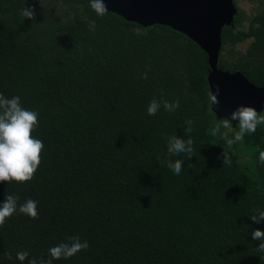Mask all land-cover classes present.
<instances>
[{"label":"trees","instance_id":"trees-1","mask_svg":"<svg viewBox=\"0 0 264 264\" xmlns=\"http://www.w3.org/2000/svg\"><path fill=\"white\" fill-rule=\"evenodd\" d=\"M259 2L261 10L244 17L236 9L232 24L221 27L217 59L258 86ZM41 3L0 0V93L38 113L32 136L44 145L30 181L0 182V204L15 195L18 205L37 201L38 212L33 219L17 208L0 226V264L47 260L50 247L72 236L88 249L52 264H264L261 241L251 235L264 231V221L250 218L264 211L256 151L264 150V125L228 149L232 163L223 165L226 130L215 132L222 118L208 104L204 52L168 26L142 27L109 11L97 16L90 0ZM24 6L34 20L20 14ZM53 8L60 15L50 19ZM246 39L242 52L221 53ZM153 98L180 106L149 116ZM186 120L194 121V156L171 157L184 161L176 175L167 167V137L187 139ZM18 251L29 257L19 261Z\"/></svg>","mask_w":264,"mask_h":264},{"label":"clouds","instance_id":"clouds-1","mask_svg":"<svg viewBox=\"0 0 264 264\" xmlns=\"http://www.w3.org/2000/svg\"><path fill=\"white\" fill-rule=\"evenodd\" d=\"M43 7L41 0H39ZM91 9L97 16L103 17L107 12V5L104 0H90ZM20 14L25 18L34 20L36 13L30 7H23ZM89 30L95 32V25L89 24ZM141 78L147 79V72L141 74ZM219 87L216 88V94L212 91L207 93L208 104L213 108V105H218L217 94ZM163 106L165 111L173 112L180 106V101L169 102L167 100H157L153 98L148 107L147 113L149 116H154ZM233 121H238L236 126L238 131L235 132L233 138H229L228 131L232 130ZM38 124V113L36 111L25 109L21 106L19 96L12 98L5 97L0 93V182H27L30 181L41 162V152L43 150V142L40 139L34 138L32 132ZM193 120H186L185 135L187 139H181L176 134L167 137V152L169 158L167 167L172 169L174 174L179 175L182 171L183 160L177 159L173 161L172 156L184 154L187 158L194 156V141L190 134L193 131ZM258 125H264V115H260L254 107L239 106L234 110L230 118H222L215 128V132H219L221 128L228 130L222 135V139L226 142L220 157L223 165L231 166L232 154L228 149L232 148L237 142H243L246 134H254ZM256 151L259 153V163L264 164V150H261L259 145L256 146ZM163 163V161H162ZM19 197L8 195L2 204H0V226H3L6 218L12 216L17 208L20 213L29 216L30 218H38L37 201L27 199L23 204L18 205ZM255 223L264 221V211L258 210L257 214L250 216ZM253 240H259L261 243L256 248L257 252L264 253V231L255 229L251 233ZM89 244L87 241H81L79 236L69 237L67 242H61L56 246L50 247L49 259L32 258L28 264H52L53 260L61 258L68 259L81 250H87ZM8 259H12L11 253L5 254ZM29 257L27 251H18L16 258L23 262Z\"/></svg>","mask_w":264,"mask_h":264},{"label":"water","instance_id":"water-1","mask_svg":"<svg viewBox=\"0 0 264 264\" xmlns=\"http://www.w3.org/2000/svg\"><path fill=\"white\" fill-rule=\"evenodd\" d=\"M104 3L109 12L142 27L168 26L204 52L208 90L216 94L219 87V104L210 106L216 118H230L241 105L254 107L258 113L263 109L264 85L253 84L238 70H222L217 66L220 29L231 25L236 13L233 0H104Z\"/></svg>","mask_w":264,"mask_h":264},{"label":"rangeland","instance_id":"rangeland-1","mask_svg":"<svg viewBox=\"0 0 264 264\" xmlns=\"http://www.w3.org/2000/svg\"><path fill=\"white\" fill-rule=\"evenodd\" d=\"M233 1H234L235 6H236V9L240 10L244 17H248V16H250V14L255 13L257 10H261L263 8V6H261L259 0H233ZM57 14L60 15L59 11L57 9H54V8L49 9V11L47 12V17L50 19H53L54 17H57ZM242 25L245 26L246 21H244ZM248 43H249V39H246V40H243L240 42H236L235 44H233L230 47L228 44H226V45H224L221 53L224 54L225 50L228 48H230L236 52H242ZM259 114L264 115V109H262ZM236 128H237V126L236 127L234 126V127H232L231 131L226 130V131H228V135L234 136L235 132L238 131Z\"/></svg>","mask_w":264,"mask_h":264}]
</instances>
